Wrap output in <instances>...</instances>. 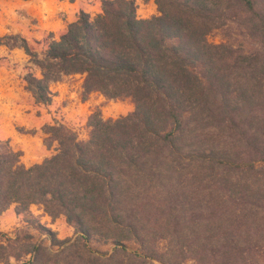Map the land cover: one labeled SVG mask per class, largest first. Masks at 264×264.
Masks as SVG:
<instances>
[{
	"label": "trees",
	"instance_id": "obj_1",
	"mask_svg": "<svg viewBox=\"0 0 264 264\" xmlns=\"http://www.w3.org/2000/svg\"><path fill=\"white\" fill-rule=\"evenodd\" d=\"M154 3L140 17L135 0H101L57 38L0 36L38 68L22 76L35 103L81 75L82 100L133 104L116 118L93 110L84 139L44 124L55 147L30 166L0 139V217L19 219L0 230L2 264H264V0Z\"/></svg>",
	"mask_w": 264,
	"mask_h": 264
},
{
	"label": "crops",
	"instance_id": "obj_2",
	"mask_svg": "<svg viewBox=\"0 0 264 264\" xmlns=\"http://www.w3.org/2000/svg\"><path fill=\"white\" fill-rule=\"evenodd\" d=\"M135 1L138 16L148 17L157 13L154 0ZM100 2L101 0H0V36L17 34L30 43L50 38L49 35L57 38L66 25L75 20L80 10L91 15L99 12ZM22 66L28 69L33 66L22 49L0 45V139H8L13 148L29 154L31 158H21V162L30 166L49 156L55 147V142L50 146L43 144V138L48 136L41 129L44 124H53L62 119L73 125L74 120H80L85 125L92 109L104 98L98 92H91L82 100V76L69 75L50 84L54 93L51 104H37L25 89ZM37 72L39 74V70ZM19 127L24 132H20ZM33 206L38 207L33 204L30 209ZM11 215H14L12 209H8L0 217L1 231ZM9 219L13 220L12 224H16L15 216Z\"/></svg>",
	"mask_w": 264,
	"mask_h": 264
},
{
	"label": "rangeland",
	"instance_id": "obj_3",
	"mask_svg": "<svg viewBox=\"0 0 264 264\" xmlns=\"http://www.w3.org/2000/svg\"><path fill=\"white\" fill-rule=\"evenodd\" d=\"M210 40L217 42L219 40V34L215 33V34L211 35L210 36ZM40 47L42 48V46H40V45L36 46V49H37V51L39 53L41 51ZM22 71L24 73L27 72V71H31L34 74L39 75V74H37L38 73L37 72L38 68L35 67L34 65L32 67H30V69H28V67H23L22 66ZM22 76H23V74H22ZM62 79H64V77ZM61 80H59V81H61ZM81 96H82V81H81L80 98H81ZM87 97H88V95L86 96V98ZM103 98L104 99H102L99 102V104H97L92 109V111H93L96 108H99L103 118H116L119 115H124V114H126L127 112H129V111H131L133 109V104H132V102L129 99H106L105 97H103ZM77 103H79V102H77ZM77 117H79V114L77 115ZM73 122H74V125L73 124H70V125L78 133L79 138H82V139L86 138L87 134H88V128L86 126V122H85V125H82L80 120H78V121L74 120ZM18 130L20 132H24V130L22 128H20V127H19ZM43 144H44V138H43ZM13 149L14 150H20V149H15V148H13ZM20 151H22V150H20ZM21 158L30 159L31 156L29 154L23 153V151H22V155L20 157V161H21ZM38 208H40V207L39 206L38 207H34L33 206V208L31 210L34 212V214L39 216L40 221L44 225H46V227L50 228L52 231H55L56 236L59 239H70L71 241L75 239L76 235L73 232V228L70 227L69 225H67L65 223L64 219L61 216L56 217L55 219L51 220V218L49 216L44 214L42 212V210H39ZM14 216L15 215H11L10 217L13 218ZM10 217H8L6 219V222L4 224L5 227L3 228V232L11 233L13 228L16 227L17 225H19V219L16 216H15L16 219L14 220V221H16L15 222L16 224H12L13 220L9 219ZM0 264H2V263L0 262ZM186 264H192V263L191 262H187Z\"/></svg>",
	"mask_w": 264,
	"mask_h": 264
},
{
	"label": "built area",
	"instance_id": "obj_4",
	"mask_svg": "<svg viewBox=\"0 0 264 264\" xmlns=\"http://www.w3.org/2000/svg\"><path fill=\"white\" fill-rule=\"evenodd\" d=\"M58 122H59L58 120L55 121L56 124H57Z\"/></svg>",
	"mask_w": 264,
	"mask_h": 264
}]
</instances>
